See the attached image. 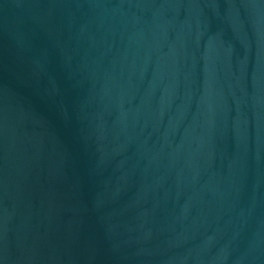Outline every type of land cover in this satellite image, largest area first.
Returning <instances> with one entry per match:
<instances>
[{
	"label": "water",
	"instance_id": "95a60500",
	"mask_svg": "<svg viewBox=\"0 0 264 264\" xmlns=\"http://www.w3.org/2000/svg\"><path fill=\"white\" fill-rule=\"evenodd\" d=\"M207 0H0V264H198Z\"/></svg>",
	"mask_w": 264,
	"mask_h": 264
}]
</instances>
